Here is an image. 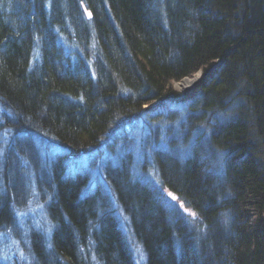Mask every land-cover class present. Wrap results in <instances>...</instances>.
I'll return each mask as SVG.
<instances>
[{
	"label": "trees",
	"instance_id": "1",
	"mask_svg": "<svg viewBox=\"0 0 264 264\" xmlns=\"http://www.w3.org/2000/svg\"><path fill=\"white\" fill-rule=\"evenodd\" d=\"M0 138L52 225L3 264H264V0H0Z\"/></svg>",
	"mask_w": 264,
	"mask_h": 264
},
{
	"label": "rangeland",
	"instance_id": "2",
	"mask_svg": "<svg viewBox=\"0 0 264 264\" xmlns=\"http://www.w3.org/2000/svg\"><path fill=\"white\" fill-rule=\"evenodd\" d=\"M200 78V77H199ZM179 82V81H178ZM174 83V88L176 90V92L178 93H182L184 90L183 89H179L177 83ZM238 117V113L236 111V105H233L230 109H227L226 112L222 113L221 116L219 117V121H222L223 123L227 120H232L234 118ZM214 118V117H211ZM219 122L216 120V118H214L213 123ZM207 129H211L212 126H210V123L207 126ZM202 128H205L206 131V126L203 124ZM134 132V131H132ZM136 132L133 133V135ZM186 132H181L180 133V137H183L185 135ZM131 135V136H133ZM130 136V137H131ZM134 137V136H133ZM36 141L40 142L39 139L36 138ZM3 144L5 143H0V164H3V156L1 154V151H3ZM119 144L115 145V147H118ZM138 147V144H137ZM120 149V148H119ZM138 149L140 150V148L138 147ZM145 149V148H144ZM155 149V147H153V150ZM71 152V151H70ZM117 152H120V150L117 149ZM144 153H150V149L145 150ZM147 154V155H148ZM15 160L13 161V166L10 167V164H12L11 162L8 163L9 168H0V180L5 176L7 179H11V177H13V175L15 174V176H17L14 179L15 183H21L22 181H24V175L26 176V171L27 168H24V163L22 162V160L20 159V157H15ZM150 160L147 159L145 161V164L148 163V165L145 164H139L136 167L137 168H152L151 163L153 162H149ZM141 165H145L144 167H142ZM18 166H20V168H18ZM14 167V168H13ZM97 168H99V170L95 171V175L101 176V173L104 166H98ZM22 170L23 173H22ZM29 171L31 172V169H29ZM154 174V173H153ZM152 176V175H150ZM3 183L0 182V194L3 193L4 194V188L6 186V184H3V186L1 185ZM156 185L158 183H155ZM21 190L19 191V195L14 191H10L9 192V196H11V202L10 204H8L9 206V210L10 213L13 214L14 216H17V223H13L12 225V229L10 230V226H6L4 225V227L0 228V264L4 263V257H10V258H17V259H21V256L24 258V261L28 263L30 262V257H28V253H29V247H30V236H29V232L30 231H38L42 234V236L45 238V240H48V235H49V230L50 227L52 226L51 223H49L47 217L45 216V213L43 212L44 210V206L41 207H34L36 202L38 201L36 199V193L33 189H31L30 191L28 189H26V187L24 188L23 186L20 187ZM12 192V193H11ZM15 195L17 196L16 199H18L19 202H17L15 200ZM21 195V196H20ZM28 197H26V196ZM17 203V205L19 204V206L14 205L13 203ZM20 208V209H17ZM189 213V212H188ZM190 216H193L191 213H189ZM19 215V218H18ZM49 224V229L47 227V225ZM7 228V229H6ZM16 228L20 229V236L19 235H15V231ZM124 228L126 229L125 235H127L128 229L126 228V224L123 223V227H122V231H125ZM5 230V231H4ZM18 232V231H17ZM127 242H128V246L129 247H133L132 248V254H133V259H134V263L135 264H146V259L144 257V255L142 254V252L139 250V247H135L136 243L135 241H133V239L128 238L127 237ZM134 245V246H133Z\"/></svg>",
	"mask_w": 264,
	"mask_h": 264
},
{
	"label": "bare ground",
	"instance_id": "3",
	"mask_svg": "<svg viewBox=\"0 0 264 264\" xmlns=\"http://www.w3.org/2000/svg\"><path fill=\"white\" fill-rule=\"evenodd\" d=\"M198 73H200V75H201V71H198V72H196V73H194V74H192L191 76H189V77H187L186 79H184V80H182L179 84H178V88L181 90V89H183V88H185V87H188V88H186V89H184V90H187V89H189V88H191L200 78H199V74ZM155 104H156V101L155 102H152L151 104H149V105H143V109H151V107H153V106H155ZM199 116L201 115V114H198ZM204 115H206L208 118H209V116L207 115V114H204ZM211 117H214V118H217V116L216 115H214V114H211L210 115V119H211ZM158 119V121H160L161 122V120L162 119H159V118H156V120ZM183 120V119H182ZM182 120H179L178 121V124L180 125L183 121ZM202 123H197V129H196V131L197 132H200V133H204V131H205V128L203 129L202 128ZM159 125L157 124V123H154L153 125H152V129H151V131H150V134H149V139H152V138H154L155 140H157V141H160V136H159V134L156 132V131H159ZM156 130V131H155ZM196 136H197V134H196ZM0 140H5V138H0ZM190 143L192 142V140L191 141H189ZM188 142V143H189ZM202 143H204L203 141H202ZM153 146H155V147H157L158 145H153ZM153 149V148H152ZM193 150V149H192ZM207 153L209 154L210 152L207 150ZM207 155V154H206ZM54 157L55 156V154H52V155H48V157ZM1 188V187H0ZM108 210H110V209H108ZM116 213H117V215H116V218H117V220L120 222V223H122V220L124 219V214L122 213V212H119V209L116 207Z\"/></svg>",
	"mask_w": 264,
	"mask_h": 264
},
{
	"label": "water",
	"instance_id": "4",
	"mask_svg": "<svg viewBox=\"0 0 264 264\" xmlns=\"http://www.w3.org/2000/svg\"><path fill=\"white\" fill-rule=\"evenodd\" d=\"M198 74H199V77H200V76H201L200 73H198ZM186 78H187V77L182 78V79L177 83V85H178L182 80H184V79H186ZM186 88H188V87L183 88V90L186 89ZM184 91H185V90H184Z\"/></svg>",
	"mask_w": 264,
	"mask_h": 264
},
{
	"label": "snow or ice",
	"instance_id": "5",
	"mask_svg": "<svg viewBox=\"0 0 264 264\" xmlns=\"http://www.w3.org/2000/svg\"><path fill=\"white\" fill-rule=\"evenodd\" d=\"M175 199V197H173Z\"/></svg>",
	"mask_w": 264,
	"mask_h": 264
}]
</instances>
